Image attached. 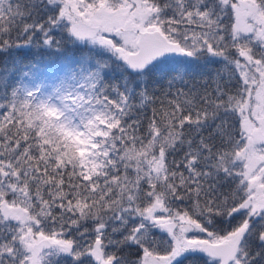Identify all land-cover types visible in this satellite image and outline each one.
Instances as JSON below:
<instances>
[{
  "label": "snow or ice",
  "instance_id": "1",
  "mask_svg": "<svg viewBox=\"0 0 264 264\" xmlns=\"http://www.w3.org/2000/svg\"><path fill=\"white\" fill-rule=\"evenodd\" d=\"M190 258L264 264V0H0V264Z\"/></svg>",
  "mask_w": 264,
  "mask_h": 264
},
{
  "label": "trees",
  "instance_id": "2",
  "mask_svg": "<svg viewBox=\"0 0 264 264\" xmlns=\"http://www.w3.org/2000/svg\"><path fill=\"white\" fill-rule=\"evenodd\" d=\"M36 50L33 49V52H35ZM34 61L36 63V66L39 68H46L49 67L51 65H53L54 63H56V58L54 57H49L48 55L45 54H40L35 56ZM201 63H203V61H201ZM220 67V65H207L203 71L205 72H215V70ZM193 72H199L201 71V69L196 68L195 66H193L192 68ZM199 78V77H198ZM206 259V258H205ZM183 264H204L203 260H199V259H194V258H190L188 260L183 261Z\"/></svg>",
  "mask_w": 264,
  "mask_h": 264
}]
</instances>
